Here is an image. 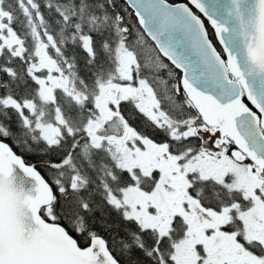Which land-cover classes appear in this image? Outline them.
<instances>
[{
  "label": "snow or ice",
  "instance_id": "snow-or-ice-1",
  "mask_svg": "<svg viewBox=\"0 0 264 264\" xmlns=\"http://www.w3.org/2000/svg\"><path fill=\"white\" fill-rule=\"evenodd\" d=\"M0 264H264V0H0Z\"/></svg>",
  "mask_w": 264,
  "mask_h": 264
}]
</instances>
